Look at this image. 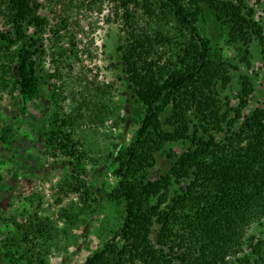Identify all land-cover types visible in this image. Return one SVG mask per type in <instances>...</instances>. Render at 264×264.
<instances>
[{"label":"trees","instance_id":"16d2710c","mask_svg":"<svg viewBox=\"0 0 264 264\" xmlns=\"http://www.w3.org/2000/svg\"><path fill=\"white\" fill-rule=\"evenodd\" d=\"M104 5L121 20L123 41L116 51L138 121L128 145L114 146L108 158L116 185L106 197L121 208L120 225L82 264H264L263 233L258 235L264 226V102L247 112L255 90L247 74L238 78L237 105L223 96L231 71L251 66L253 47L264 58V29L243 0H78L77 6L73 0H0V22L7 28L0 31V92L35 99L44 78L51 79L43 58L58 67L75 55L74 45L65 51L61 46L70 13ZM58 6L62 14L48 29L41 11L54 14ZM146 9V19L139 18ZM209 21L219 24L237 64L209 38ZM52 99H63L56 86ZM98 106L95 116L113 114L106 100ZM76 119H60L57 106L48 128L36 130L44 155L70 160L79 173L74 163L82 161L80 143L68 129ZM10 131L4 128L0 138L6 145L12 144ZM174 145L185 149L176 155ZM160 157L171 166L153 179ZM77 183L70 191L82 203L95 199V187ZM59 217L71 225L80 216L63 210ZM14 226L12 247L30 238L48 247L56 242L57 230L46 218ZM22 251L17 249L21 261L38 258L35 248Z\"/></svg>","mask_w":264,"mask_h":264},{"label":"rangeland","instance_id":"374dc122","mask_svg":"<svg viewBox=\"0 0 264 264\" xmlns=\"http://www.w3.org/2000/svg\"><path fill=\"white\" fill-rule=\"evenodd\" d=\"M243 1L255 10V18L264 29V0ZM73 2L78 5V0ZM55 10L54 14L49 8L41 11L48 29L58 23L56 15L62 14V6ZM147 13L149 11L144 10L143 16L138 14L139 18L146 19ZM70 16L64 33L66 41L61 46L65 51L74 45L75 55L64 58L58 67L50 63L48 56L43 58L45 77L51 76V79L44 78L39 95L32 101H23L17 93L0 92V138L4 135L3 129L9 128L12 141L11 145H6L0 140V264H40L36 259H42L43 264H82L92 251L112 237L121 222V208L106 197L116 185L108 158L114 146L128 145L138 121L137 106L130 103L127 77L116 51L123 41L121 20L115 18L108 5L94 11L73 9ZM217 25L209 21V38L237 64L236 52L220 37ZM0 31H7L1 22ZM50 36L48 32L44 35L47 48L51 47ZM252 57L248 69L241 66L238 72L231 71L233 81L223 93L231 105H237L238 78L243 74L251 76L255 90L247 112L264 102V58L256 47H253ZM54 86L63 98L60 103L52 99ZM102 99L109 103L112 115L95 116ZM57 106L62 120L77 114L76 122L68 129L80 143L82 161L74 165L83 172L75 173L66 158L45 156L43 145L37 141V127L48 128ZM184 149L183 145H174L171 151L180 155ZM171 162L165 157L158 158L151 178L156 179L166 172ZM77 182L86 188L95 187V199L82 203L80 195L70 191ZM63 210L69 216L79 215L77 222L70 225L60 219ZM37 217L53 222L57 230L55 244L48 247L41 244L39 238H30L21 248L12 247L9 239L16 234L14 222L23 224ZM258 235L264 238V226L258 230ZM32 248L38 250V258L34 256L32 263L26 259L21 261L17 249L23 254V249Z\"/></svg>","mask_w":264,"mask_h":264}]
</instances>
